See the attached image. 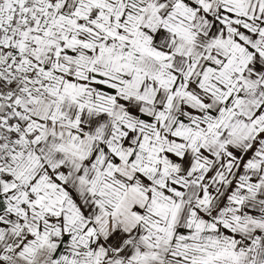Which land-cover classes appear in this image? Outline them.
<instances>
[{"label":"snow or ice","instance_id":"obj_1","mask_svg":"<svg viewBox=\"0 0 264 264\" xmlns=\"http://www.w3.org/2000/svg\"><path fill=\"white\" fill-rule=\"evenodd\" d=\"M0 264H264V0H0Z\"/></svg>","mask_w":264,"mask_h":264}]
</instances>
